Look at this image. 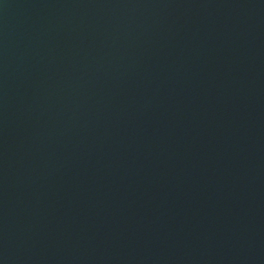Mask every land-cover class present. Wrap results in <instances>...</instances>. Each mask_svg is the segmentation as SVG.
<instances>
[{
    "label": "water",
    "instance_id": "1",
    "mask_svg": "<svg viewBox=\"0 0 264 264\" xmlns=\"http://www.w3.org/2000/svg\"><path fill=\"white\" fill-rule=\"evenodd\" d=\"M0 264H264V0H0Z\"/></svg>",
    "mask_w": 264,
    "mask_h": 264
}]
</instances>
